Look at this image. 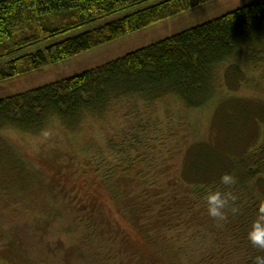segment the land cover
Masks as SVG:
<instances>
[{"label":"trees","instance_id":"1","mask_svg":"<svg viewBox=\"0 0 264 264\" xmlns=\"http://www.w3.org/2000/svg\"><path fill=\"white\" fill-rule=\"evenodd\" d=\"M214 1L0 0V83ZM241 65L260 70L264 80V1L69 80L1 99L0 133L37 137L53 121L77 133L88 121L102 122L121 106H154L171 99L187 110H203L221 90L222 69L227 88L247 83ZM217 119L221 146L210 144L213 139L187 144L181 168L168 181L128 167L107 177V189L70 193L42 174L34 178L37 174L0 137V198L6 208L19 207L33 218L31 233L50 235L63 222L62 230L75 236L76 246H56L63 262L56 258L54 244H39L52 264H254L256 256H264L247 240L264 199V105L259 111L245 99L227 97L217 108L213 130ZM251 123L261 134L252 147L244 141ZM59 163L57 159L54 175L62 171ZM224 174L236 177L231 188L220 184ZM36 181L45 190V201L31 187ZM209 187L236 196L223 221L207 214L202 197ZM102 195L108 202L99 200ZM25 241H15L20 264H48L40 257L30 259ZM191 245L192 255L182 253V246Z\"/></svg>","mask_w":264,"mask_h":264},{"label":"rangeland","instance_id":"2","mask_svg":"<svg viewBox=\"0 0 264 264\" xmlns=\"http://www.w3.org/2000/svg\"><path fill=\"white\" fill-rule=\"evenodd\" d=\"M261 1L264 0H216L64 63L49 65L39 72L0 83V100L69 80L97 66L148 48ZM241 67L247 74V83L240 89L227 88L225 70L222 69L219 80L221 90L212 104L203 110H187L175 99L154 106L131 104L114 109L102 122L88 121L77 133H71L59 122L53 121L46 126L41 136L34 137L6 130L0 133V137L12 147L27 169L37 174L34 178L42 174L51 182L55 181L60 188L67 189L68 193L73 189L83 191L107 189L109 187L107 177L112 178L128 167L140 173L154 175L156 178L165 177L168 181L167 176L181 168L187 144L191 146L195 142L208 143L213 139L210 144L221 146L219 120L216 121V129H212V124L218 106L227 97L245 99L248 104L259 108V111L264 105L262 72L244 65ZM259 120L258 117L256 122ZM256 125L251 123L245 134V144L250 147L254 145L255 139L257 141L261 136ZM57 159L62 171L54 175L52 171L56 170ZM36 184L35 187L31 185L32 189L38 193L39 200L45 201L47 199L45 190L42 191L43 187L39 182L36 181ZM80 197L81 195L76 196L75 201H79ZM99 200L108 202L109 197L102 195ZM19 209L21 208H6L4 199L0 198V264H20L16 239L26 240L22 246L30 259L37 260L40 257L43 261L48 260V264H52L54 259L50 258L45 249H38L40 243L50 242L55 245L54 247H60V244L67 247L77 245L75 236L63 231L65 228L63 222L58 223L50 235L46 232L31 233L33 218H28V214ZM56 248L58 249L56 258L63 262V252ZM182 249V253L186 255H192L195 251L193 245L182 246ZM7 250L12 254H7Z\"/></svg>","mask_w":264,"mask_h":264},{"label":"clouds","instance_id":"3","mask_svg":"<svg viewBox=\"0 0 264 264\" xmlns=\"http://www.w3.org/2000/svg\"><path fill=\"white\" fill-rule=\"evenodd\" d=\"M236 182V177L233 175L224 174L220 178V184L224 188H231ZM202 200L207 207L208 216L223 221L226 219L225 209L228 208L230 201L236 200V196L231 191L209 187ZM233 212L235 213L236 209H233ZM247 240L257 249L264 251V199L260 201L257 217L247 233ZM254 264H264V256H256Z\"/></svg>","mask_w":264,"mask_h":264}]
</instances>
